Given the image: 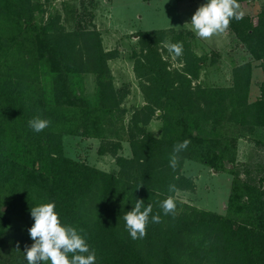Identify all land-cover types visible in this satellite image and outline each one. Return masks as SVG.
<instances>
[{"label":"trees","instance_id":"obj_1","mask_svg":"<svg viewBox=\"0 0 264 264\" xmlns=\"http://www.w3.org/2000/svg\"><path fill=\"white\" fill-rule=\"evenodd\" d=\"M37 8L35 0H0V264H24L25 248L33 243L28 232L34 223L31 208L47 202H55L62 223L84 230L96 264H187L183 256L189 253H198L201 264H264V185L227 167L235 159L236 139L221 131L229 121L249 130L264 129V81L261 95L250 102L253 62L234 69L233 87H194L192 79L199 77L207 57L192 51L185 29L174 30L173 42L183 45L187 60L185 74L171 72L159 58L138 67L149 82L144 89L147 109L161 110L167 122L165 136L148 135L141 143L133 135V157L120 158L128 171L115 175L65 156L62 143L65 134H101L117 98L108 63L113 55L104 50L91 20L78 21L74 31L53 21L50 27L37 25ZM88 15L93 18L91 10ZM229 27L254 60L264 63V15L257 22L251 15L232 19ZM144 35L143 46L164 31ZM9 57L21 70L42 64L53 82L47 100L36 98L37 104L19 88L12 74L17 69H5ZM85 72L98 75L95 104L77 89ZM41 112L50 121L46 140L43 131L34 132L28 125ZM185 139L191 143L177 154L173 170L169 159L174 146ZM185 157L234 174L227 214L193 209L164 215L161 196L147 187L148 177H159L164 184L158 190L172 195L169 185L177 189L185 179L179 175ZM155 170L157 175H152ZM137 175L142 181L135 183ZM136 199L151 204L153 212L145 237L133 240L123 216ZM153 214L161 216L159 223L151 222Z\"/></svg>","mask_w":264,"mask_h":264},{"label":"rangeland","instance_id":"obj_2","mask_svg":"<svg viewBox=\"0 0 264 264\" xmlns=\"http://www.w3.org/2000/svg\"><path fill=\"white\" fill-rule=\"evenodd\" d=\"M35 1L38 3L34 15L37 25L50 27L53 21L56 22L55 26L61 28L65 26L66 30L74 31L78 21L89 23L91 20L101 35L104 50L113 55L108 63L117 98L110 104L111 112L105 116L101 134L98 137L63 135L65 156L120 175L128 171L127 167L120 164V158L133 157L131 141L134 139L133 135L141 143L148 135L157 139L165 136L167 122L162 118L161 110L150 113L147 109L148 101L144 89H147L146 85L149 82L145 71L138 67L140 63H146L149 59L159 58L171 72L175 70L182 74L185 72L187 60L184 52L176 56L168 51V44L174 43V30L178 32L185 29L192 51L207 57L201 66L199 77L192 79L194 87L197 85L203 88L233 87L234 69L251 61L253 79L250 102L261 95L264 63L254 60L230 27L210 38H200L188 24L194 12L206 0ZM238 3L240 4L238 11H242L244 15H251L255 22L259 16L264 15V0H239ZM90 10L93 18L88 15ZM156 29L164 31V35L159 36L155 42L148 39L147 44L144 43L143 46L144 32ZM5 69L8 71L17 69L12 73L15 81L19 88L27 90L33 101L37 102L36 98L43 97L48 99L53 82L42 64L37 69L21 70L18 63L9 57ZM140 72L144 76H141ZM77 89L95 104L98 101V75L95 72L83 73L82 77L78 78ZM37 116L49 120L42 112ZM221 131L227 137L236 139V148L232 152L235 159L233 162L227 161V167L235 168L244 179L250 178L258 185H264V129L255 127L249 130L247 126L229 121L224 124ZM49 133L50 123L43 130L44 140ZM152 175H157V170ZM179 175L185 179L181 182V187L171 195L177 205L174 212L176 216L191 212L193 209L227 214L234 174L229 171H217L185 157ZM137 178L138 175L135 177V183L142 181ZM148 183L147 187L150 186L153 194L161 196L160 202L164 200L163 196L167 198L168 193L158 190L164 184L159 177H148ZM88 200V206H91L90 199ZM87 209L93 211L92 207ZM180 238L183 239L182 236ZM181 239L180 243L183 241ZM180 247L182 248L181 244ZM190 255L189 253L183 256L185 263L201 264L198 253L191 255L192 258ZM24 264H27V261Z\"/></svg>","mask_w":264,"mask_h":264},{"label":"clouds","instance_id":"obj_3","mask_svg":"<svg viewBox=\"0 0 264 264\" xmlns=\"http://www.w3.org/2000/svg\"><path fill=\"white\" fill-rule=\"evenodd\" d=\"M238 0H206L198 7L188 23L195 35L200 38H210L215 34L223 33L228 29L232 19H243L244 13L238 11ZM169 53L176 56L182 55L183 45L179 42L168 44ZM50 121L40 116H35L28 121L29 127L34 132H41L48 127ZM191 140L185 139L174 146V153L169 159V166L175 170L178 166V153L186 150ZM169 191L175 192L176 186L169 185ZM164 215L175 212L176 202L173 196H168L160 202ZM153 208L145 206L144 200L136 199L134 207L124 213L125 228L133 240L143 239L146 235L150 214ZM31 217L34 220L28 229L33 241L26 247L24 258L27 264H96V252L90 250L83 229L62 223L56 211L55 202L40 203L31 208ZM159 214L151 215L152 223H159ZM71 254V255H70Z\"/></svg>","mask_w":264,"mask_h":264},{"label":"crops","instance_id":"obj_4","mask_svg":"<svg viewBox=\"0 0 264 264\" xmlns=\"http://www.w3.org/2000/svg\"><path fill=\"white\" fill-rule=\"evenodd\" d=\"M179 1H182V0H179Z\"/></svg>","mask_w":264,"mask_h":264}]
</instances>
